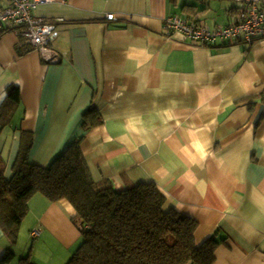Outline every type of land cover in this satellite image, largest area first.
<instances>
[{
	"label": "crops",
	"instance_id": "obj_1",
	"mask_svg": "<svg viewBox=\"0 0 264 264\" xmlns=\"http://www.w3.org/2000/svg\"><path fill=\"white\" fill-rule=\"evenodd\" d=\"M7 6L0 0V11ZM34 15L64 20L51 43L61 59L46 64L19 29H0V150L8 177L23 138H32L29 161L43 167L81 140L93 181L110 180L120 191L156 184L169 205L199 224L198 243L217 241L214 264H264V39L202 47L165 30L172 16L230 25L237 6L56 0ZM29 205V240L38 229L67 252L43 262L0 228V264H68L81 240L75 210L42 195Z\"/></svg>",
	"mask_w": 264,
	"mask_h": 264
},
{
	"label": "trees",
	"instance_id": "obj_2",
	"mask_svg": "<svg viewBox=\"0 0 264 264\" xmlns=\"http://www.w3.org/2000/svg\"><path fill=\"white\" fill-rule=\"evenodd\" d=\"M18 93H10V100L17 102ZM31 144L32 138H23L10 177L0 151V228L13 242L31 199L42 195L51 203L67 201L75 210L73 223L82 243L68 264L215 263L217 241L198 243L199 224L169 205L156 184L142 182L120 191L110 180L93 181L81 140L49 167L29 161Z\"/></svg>",
	"mask_w": 264,
	"mask_h": 264
},
{
	"label": "built area",
	"instance_id": "obj_3",
	"mask_svg": "<svg viewBox=\"0 0 264 264\" xmlns=\"http://www.w3.org/2000/svg\"><path fill=\"white\" fill-rule=\"evenodd\" d=\"M7 1L8 6L0 11V29L6 26L19 29L26 42L41 54L46 64L59 63L61 56L53 50L51 43L56 25L64 20L49 22L34 15L40 6L52 4L56 0ZM223 1L233 2L237 6V15L232 24L209 26L172 16L165 20L166 32L169 36L181 34L186 40L202 47L254 43L264 39V0ZM107 20L113 21L115 16L107 15ZM40 234V230H34L32 237L37 238Z\"/></svg>",
	"mask_w": 264,
	"mask_h": 264
},
{
	"label": "rangeland",
	"instance_id": "obj_4",
	"mask_svg": "<svg viewBox=\"0 0 264 264\" xmlns=\"http://www.w3.org/2000/svg\"><path fill=\"white\" fill-rule=\"evenodd\" d=\"M231 4H235L233 2H231ZM2 149V148H0ZM2 155L3 152L2 150H0ZM4 157V155H3ZM6 158V157H4ZM7 159V158H6ZM8 174V170L7 173ZM41 196V195H38ZM32 213L29 214V216L27 215L25 217V219L23 220L20 230H19V236H18V245L20 246V248H22V246L26 244H29V248L28 251H30L31 253H34L35 256H37V258L43 262L47 261L49 258L55 256V258H58L59 254H63L65 252H67V248H65V246L59 242L56 241H52V238L49 237L47 239H45L44 236H41L39 239H34L32 238V234H31V239L29 240L28 234L29 231L32 229V221H33V217H32ZM31 216V217H30ZM31 222V228L28 227V225ZM34 231V230H32ZM42 239V242L38 245H35L37 241H40ZM45 242L47 244H45ZM81 240L79 241V244L77 246V248L74 247L75 251L79 248V246L81 245ZM28 247V246H27ZM72 257V256H71ZM32 263V261H31Z\"/></svg>",
	"mask_w": 264,
	"mask_h": 264
}]
</instances>
